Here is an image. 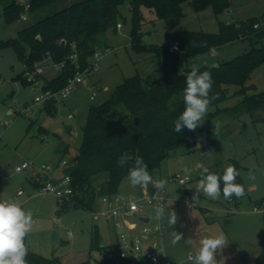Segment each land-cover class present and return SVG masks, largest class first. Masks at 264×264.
<instances>
[{
  "label": "rangeland",
  "instance_id": "obj_1",
  "mask_svg": "<svg viewBox=\"0 0 264 264\" xmlns=\"http://www.w3.org/2000/svg\"><path fill=\"white\" fill-rule=\"evenodd\" d=\"M80 1L83 0H58L33 14L23 13L12 23L6 21L5 5L0 1V42L18 38L23 28ZM183 11L185 16L180 23L168 24L154 12L143 9L142 43L167 45L173 42L172 34L181 30L217 33L220 21L236 23L256 18L264 26V0H232L229 9L219 14L211 7L196 11L192 2L187 1ZM122 13L123 18L119 21L122 27L109 29L98 38L95 53L89 60L94 66L91 72L83 74L84 82L73 84L72 94L67 99L56 95L50 100H57L54 115L48 114L43 102H37L36 97L43 94L44 85L60 70L46 59L41 63V71L29 81L30 72L18 59L16 51L13 48L0 51V201H18L26 211H31L34 223L25 243L33 253L47 259L49 262L46 264H98L101 254L91 250L94 227L99 229L105 246L117 244V233L111 222L104 219L95 221L92 210L84 207L66 209L57 195L41 191L42 181L38 175L42 172L36 168L17 172L16 166L24 160L34 162L37 167L45 165L46 174L60 182L65 173L57 149L62 145L70 146L64 161L78 152L91 107L109 99L128 78L140 75L158 80L163 76L156 57L151 52L138 50L131 43L129 1L122 7ZM263 46L264 36L261 39L240 38L212 52L189 58L183 55L180 70L185 72L188 68L203 65L217 66L252 48ZM23 74L28 84L23 82ZM251 84L256 86V90H248L249 95L264 91V63L254 70L246 86ZM239 88L230 86L226 100L209 105L203 121L208 133L196 147H175L168 152L160 167H148L154 182L166 181L163 188L165 218L157 220V206L145 203L144 211L132 219V226L144 225L153 230L161 227L159 248L164 247L167 258L174 264H192L188 256L198 250L199 240L221 233L227 244L217 251V264H252L264 252V113L252 115L247 111H236L235 107L242 99L235 94ZM70 113L74 118H68ZM65 124L73 129L67 132ZM234 162L241 166L240 174L245 186V194L238 201L229 202L222 194L218 199H211L203 193L196 194L195 187L203 168L210 171ZM177 173L188 174L192 179L180 184L173 178ZM104 180V175L95 178L93 186L98 187ZM145 188L151 197L161 192L153 184ZM20 190L22 195H18ZM116 195L139 203H143L145 198L142 186L133 187L128 176L121 182ZM98 205L99 201L94 210L99 208ZM172 210L178 217L175 226L167 224V214ZM144 215L150 218L149 222L140 219ZM54 231L57 232V240H52ZM173 231L182 233L184 239L173 244ZM154 236L155 232H152L151 237ZM188 239L193 243H187Z\"/></svg>",
  "mask_w": 264,
  "mask_h": 264
},
{
  "label": "trees",
  "instance_id": "obj_2",
  "mask_svg": "<svg viewBox=\"0 0 264 264\" xmlns=\"http://www.w3.org/2000/svg\"><path fill=\"white\" fill-rule=\"evenodd\" d=\"M4 3V16L8 23L20 19L24 8L16 0H0ZM58 0H32L29 12L32 14L46 8ZM129 1L132 15L131 43L138 50L151 52L157 59V66L163 76L154 80L151 76L136 75L119 85L99 106H92L89 118L83 127L81 147L62 167L65 174L70 175L74 189L81 192L70 201H62L66 209L84 207L95 208L97 199L103 195H115L123 179L128 176L132 163L121 167L117 161L121 154L130 153L133 157H142L148 167H160L168 152L178 146H197L208 130L202 123L195 131L186 128L181 133L174 131V121L184 110V89L186 77L191 68L185 72L180 70V59L193 57L217 50L221 45L240 39L264 36V26L256 18L236 23L219 22V32H196L181 30L172 34L173 42L167 45H144L142 43L141 20L143 9L156 14L168 24H178L185 16L183 5L192 2L196 11L211 7L216 14L229 9L232 0H83L62 9L44 19L31 24L19 31L16 39L0 42V51L13 48L18 59L26 66L27 72L35 70L36 65L45 59L65 65L59 74L44 85V89L60 90L75 76L78 68L86 70L89 60L95 53L98 38L109 29H117L123 17L122 7ZM172 21V22H170ZM257 25V27H256ZM177 45V49H172ZM71 56H76L75 60ZM264 63V46L252 48L239 57L215 65L198 67L200 71H209L214 81L209 93L210 105H216L228 97L229 87H240L235 92L242 96L235 107L237 111H247L254 115L264 113V91H255L256 86L247 85L252 73ZM25 74V73H24ZM22 76L24 83L27 79ZM32 84V83H31ZM57 100L44 103L48 114L56 113ZM135 117H139L136 124ZM70 146H59L57 152L63 157L69 153ZM239 175L236 183L245 186L240 174L241 166L234 162ZM228 166V165H227ZM217 168L210 172L223 175L224 169ZM105 180L98 187L93 180L99 176ZM223 182L221 194L223 196ZM224 197V196H223ZM242 197V196H241ZM241 197L233 195L229 202H236ZM26 245V243H25ZM27 264H46L49 261L33 253L28 246ZM108 246L100 238L99 229L94 227L91 235V250L105 255ZM80 264H90L83 262ZM98 264L110 263L102 258ZM121 264H132L131 258ZM139 264V263H137ZM252 264H264V252Z\"/></svg>",
  "mask_w": 264,
  "mask_h": 264
},
{
  "label": "clouds",
  "instance_id": "obj_3",
  "mask_svg": "<svg viewBox=\"0 0 264 264\" xmlns=\"http://www.w3.org/2000/svg\"><path fill=\"white\" fill-rule=\"evenodd\" d=\"M214 51V49H210ZM212 75L209 71H200L193 67L186 77L184 89V110L174 121V131L181 133L185 128L195 131L204 121L208 107L212 99L209 93L213 86ZM129 162L132 166L128 169V179L133 187L137 185L146 186L153 184L156 189L165 187V180L153 181L148 171V165L142 157H133L130 153H123L117 163L123 167ZM239 175L236 168L229 164L223 175L210 172L207 167L203 168L201 179L198 181L195 190L196 194L203 193L211 199H218L221 194V181L223 182V196L230 199L233 195L241 197L244 195V188L237 184L236 177ZM51 189V186L49 185ZM165 211L163 207L156 208V219L163 220ZM178 217L175 211L167 214V224L175 226ZM33 216L31 211H26L18 201H0V264H27L28 249L25 245V237L32 230ZM71 237V233L68 234ZM172 243L177 244L184 239L183 234L177 231L172 233ZM193 243L191 239L186 241ZM227 244L225 236L218 235L204 236L199 240V248L194 255H189L188 260L192 264H217V251Z\"/></svg>",
  "mask_w": 264,
  "mask_h": 264
},
{
  "label": "built area",
  "instance_id": "obj_4",
  "mask_svg": "<svg viewBox=\"0 0 264 264\" xmlns=\"http://www.w3.org/2000/svg\"><path fill=\"white\" fill-rule=\"evenodd\" d=\"M16 1L24 8V13L29 12L32 0ZM121 27L122 24L119 23L118 28ZM172 49H177V45H173ZM71 59L75 60L76 56H71ZM41 63H38L36 65L35 70L32 71L33 75H31L32 72L29 73V81H32L33 77L37 74V72L41 71ZM53 65L56 69L61 71L65 63L53 62ZM93 66L94 63L90 64L89 67L84 71L80 70L77 66L78 70L75 76L68 80L67 85L64 88L58 91H55L53 89H43V94L37 95L36 101L43 102L44 104L50 101L56 95L61 96L63 99H67L72 94L73 84L83 83V74L85 72H91ZM73 117V113H70L68 116V118ZM66 162L67 161L63 160V162L61 163L62 167L66 164ZM28 168H36L40 172L44 173L42 175H38L39 180L42 181L41 191L44 193L52 192L57 195L62 201H70L75 195L81 194L80 191L74 189V187L72 186L70 175L65 174L64 178L60 182H56L55 179L46 174L47 167L45 165L37 167L34 162L24 160L21 164L16 166V171L22 172L23 170ZM173 178L180 184H186L192 179L190 175H184L181 173L175 174ZM49 185L51 186V189L49 188ZM142 190L145 194L143 203H139L135 199L125 200L116 194L103 195L97 199V202L99 201L100 205L98 206L99 208L92 210L93 219L95 221L99 219H104L107 222H111L117 233V244H112L111 246H108L105 255H101V259L105 258L110 263L115 262L117 264H121L123 260L131 258L132 264H137L141 262L142 258H145L150 264H174L171 260L162 256L164 249L159 248L158 234L160 233L161 227H158L157 229L153 230L148 226H143L135 235H132L127 230L130 226H132V219L144 211L145 203L154 204L157 207L164 208L166 199L163 196V189H161V192L154 197L148 195V192L144 186ZM22 194L23 191L20 190L18 192V195ZM187 204L189 206L192 205L190 201H188ZM152 232H155V236L153 238L151 237Z\"/></svg>",
  "mask_w": 264,
  "mask_h": 264
},
{
  "label": "crops",
  "instance_id": "obj_5",
  "mask_svg": "<svg viewBox=\"0 0 264 264\" xmlns=\"http://www.w3.org/2000/svg\"><path fill=\"white\" fill-rule=\"evenodd\" d=\"M74 118V117H73ZM65 126H68V124H65ZM71 126V125H70ZM73 128H72V126H71V128H70V131L72 130ZM69 132V131H68ZM43 173V172H42ZM44 174V173H43ZM37 176V175H36ZM35 176V177H36ZM34 177V178H35ZM145 187V186H144ZM142 189H143V186H142ZM146 189V188H145ZM148 192V191H147ZM97 205V204H96ZM95 205V206H96ZM99 206V205H98ZM140 219L142 220V219H149V221H150V218L147 216V215H144V216H142V217H140ZM143 222H147L146 220H142ZM131 225H132V223H131ZM144 225H136V226H130L127 230H128V232L129 233H131L132 235H135V234H137L138 232H139V229L141 228V227H143ZM163 249H164V247H163ZM162 256L164 257V258H167V255H166V251H165V249H164V252H163V254H162ZM139 264H150L148 261H147V259H145V258H142L141 259V262L139 263Z\"/></svg>",
  "mask_w": 264,
  "mask_h": 264
},
{
  "label": "water",
  "instance_id": "obj_6",
  "mask_svg": "<svg viewBox=\"0 0 264 264\" xmlns=\"http://www.w3.org/2000/svg\"><path fill=\"white\" fill-rule=\"evenodd\" d=\"M170 22H172V21H170ZM134 121H135V123L137 124V123L139 122V117H135V118H134ZM70 128H71L70 125L65 126V130H66L67 132L70 131ZM142 220H146L147 222H149V219H142ZM57 239H58L57 232L54 231V233H53V235H52V240H57ZM102 245H103V241H102Z\"/></svg>",
  "mask_w": 264,
  "mask_h": 264
}]
</instances>
